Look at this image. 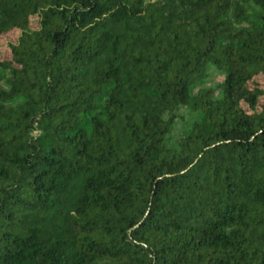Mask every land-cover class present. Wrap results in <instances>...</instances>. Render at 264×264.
<instances>
[{"label": "trees", "instance_id": "16d2710c", "mask_svg": "<svg viewBox=\"0 0 264 264\" xmlns=\"http://www.w3.org/2000/svg\"><path fill=\"white\" fill-rule=\"evenodd\" d=\"M18 30L0 264H264V0H0Z\"/></svg>", "mask_w": 264, "mask_h": 264}, {"label": "rangeland", "instance_id": "374dc122", "mask_svg": "<svg viewBox=\"0 0 264 264\" xmlns=\"http://www.w3.org/2000/svg\"><path fill=\"white\" fill-rule=\"evenodd\" d=\"M30 27L33 29L38 27V19L36 17L32 19ZM21 33L22 32L18 30L0 36L1 59L10 60L12 58L11 45L18 41L19 37L21 36ZM222 81V73L216 71L214 68H211L209 71V77L204 85L207 87H214L218 90ZM256 84L260 85L261 88L264 89V77H255L254 81L251 82L250 86L254 88L256 87ZM198 87L195 88V91L198 89ZM217 94L220 95V92H217ZM244 107L248 109V106L246 104H244ZM179 114L181 118L175 124L173 131L170 135V144H174L178 138L184 136L189 130L192 122L196 119V114H193L186 109H181L179 111Z\"/></svg>", "mask_w": 264, "mask_h": 264}]
</instances>
